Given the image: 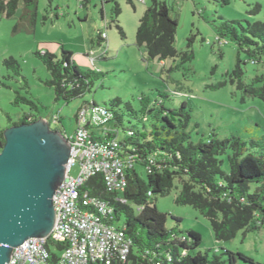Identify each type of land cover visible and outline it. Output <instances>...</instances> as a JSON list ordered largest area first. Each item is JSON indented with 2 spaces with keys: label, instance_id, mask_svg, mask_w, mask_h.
Masks as SVG:
<instances>
[{
  "label": "rangeland",
  "instance_id": "374dc122",
  "mask_svg": "<svg viewBox=\"0 0 264 264\" xmlns=\"http://www.w3.org/2000/svg\"><path fill=\"white\" fill-rule=\"evenodd\" d=\"M159 1L167 3L171 17L178 20L176 49L180 53H193V59L145 60L146 49L137 46L136 34L152 0H134L133 5L127 0H89L87 3L38 0L34 25L25 15L22 0L12 17L0 12V131L17 123L24 114L47 120L59 114L60 123L52 120L51 129L63 131L64 128L67 135H73L77 130L75 116L83 104L109 106L110 101L118 98L140 111V98L144 96L152 103H163L167 110H178L186 103L191 115L186 132L194 142L206 141L213 135L222 140L237 137L247 143L262 138L264 102L245 95L237 88V80L231 82L238 47L229 39L218 38V25L221 19L234 22L241 32L236 22L243 27L247 23H264V0ZM116 4L121 10L118 19L113 13ZM256 5H260L259 11L255 10ZM117 25L123 30L124 38ZM100 33L107 34V43L99 44ZM62 49L73 53L78 67L106 74L103 80L94 83L90 92L68 105L56 101L54 90L48 84L51 75L35 55L47 51L60 59ZM10 58L17 62L19 69L5 65V60ZM241 59L245 62L242 65L245 85L264 76L263 63L255 64L245 54H241ZM219 83L225 84L217 89ZM17 94L36 102L38 110L33 111L24 104L14 105ZM116 109L122 110L123 105ZM122 120L126 129L138 124L132 121L130 125L128 117ZM125 136L121 132V138ZM223 159V169L228 173V158ZM135 170L147 180L143 165L137 164ZM77 173L78 167L72 168L71 175ZM179 191V180H176L175 189L166 197H158L156 205L168 215V229L177 227L183 234L193 230L201 235L202 243L193 254L208 251L210 255L213 252L222 255L229 250L253 258L255 264H264V226L259 221H254L248 232L240 231L230 241L217 242L210 222L199 211L175 203ZM172 217L181 222L178 224ZM117 225L122 227L123 221Z\"/></svg>",
  "mask_w": 264,
  "mask_h": 264
},
{
  "label": "trees",
  "instance_id": "16d2710c",
  "mask_svg": "<svg viewBox=\"0 0 264 264\" xmlns=\"http://www.w3.org/2000/svg\"><path fill=\"white\" fill-rule=\"evenodd\" d=\"M19 1L11 0L7 5L0 3V12L12 17L18 9ZM22 1L25 15L34 25L38 0ZM88 1L83 0L85 3ZM127 1L133 5L134 0ZM260 9V5H256L255 10ZM113 13L118 19L121 10L117 4ZM234 24L221 19L218 25V38L229 39L238 47L237 64L230 75L231 82L237 80V88L245 95L264 102V76H258L251 85H245L242 81V65L245 62L241 59V54H245L253 63L264 64V23H247L243 27L236 22L241 32ZM117 27L124 38L123 30L119 25ZM177 28L178 20L171 17L167 3L152 0V5L140 20L136 34L137 46L146 49V61H166L179 57L183 61L193 59V53H180L176 49ZM102 34L98 37L99 44L107 43ZM35 55L51 75L48 84L54 90L56 101H64L66 105L90 92L94 83L106 76L101 71L78 67L73 60V53L64 49L60 59L47 51L36 52ZM5 65L19 69L12 58L5 60ZM224 84L219 83L216 88ZM140 103V111L135 110L130 103L123 104L118 98L110 101L109 106L85 103L75 116L78 129L82 111H90L93 106L106 110L111 114L107 125L113 132L107 134L106 130L89 123L86 128L90 131V139L104 145L117 137L118 156H133L134 164L127 169L128 187L122 194L127 200L126 204L115 201L116 194L106 192L101 176L92 178L84 189L90 196L107 201L116 208L115 222L123 221V226L119 228L132 242L128 261L114 264H255L253 258L229 250H225L222 255L215 252L210 255L208 251L193 254L202 243L201 235L193 230L183 234L177 227L168 229V215L158 210L156 202L158 197L168 196L175 189V181L179 180L180 191L175 203L199 211L210 222L217 242L230 241L240 231L248 232L256 220L264 226V136L251 139L249 143L237 137L222 140L217 135L206 141L194 142L186 132L191 119L186 103L178 110H167L163 103H152L144 96L140 98ZM13 104H24L33 111L38 110L36 102L20 94H17ZM120 105H123V109L117 110ZM124 117H128L130 125L132 121L138 124L126 129L123 126ZM40 119L30 113L24 114L7 129ZM60 119L59 114L52 118L57 124ZM44 120L49 123L52 121ZM5 130L0 131V152L5 145ZM56 131L67 136L64 128L63 131ZM121 132L126 134L124 138H121ZM224 156H227L229 162L228 173L223 169ZM137 164L146 168L147 180L137 174ZM172 219L178 224L181 222L179 218ZM60 248L57 246L58 251ZM52 256L55 262L58 253ZM222 256L225 260H222Z\"/></svg>",
  "mask_w": 264,
  "mask_h": 264
},
{
  "label": "built area",
  "instance_id": "2783aa9c",
  "mask_svg": "<svg viewBox=\"0 0 264 264\" xmlns=\"http://www.w3.org/2000/svg\"><path fill=\"white\" fill-rule=\"evenodd\" d=\"M11 0H0L7 5ZM102 38L107 39L103 33ZM111 114L93 106L82 111L75 134L65 139L71 146L67 173L56 190L53 204L55 225L47 237L30 238L13 249L8 264H114L126 262L132 252V242L115 222L116 208L109 202L90 196L84 189L92 178L101 176L106 192L117 195L115 201L126 204L122 194L127 190V169L132 168L133 156L120 158L117 137L104 145L90 139L89 123L106 130ZM78 167L77 175L71 170ZM60 246V250H57ZM58 251V252H56ZM53 253H58L53 262Z\"/></svg>",
  "mask_w": 264,
  "mask_h": 264
},
{
  "label": "water",
  "instance_id": "95a60500",
  "mask_svg": "<svg viewBox=\"0 0 264 264\" xmlns=\"http://www.w3.org/2000/svg\"><path fill=\"white\" fill-rule=\"evenodd\" d=\"M0 152V264L30 238L52 232L53 197L67 173L71 146L61 132L40 119L11 126Z\"/></svg>",
  "mask_w": 264,
  "mask_h": 264
},
{
  "label": "crops",
  "instance_id": "0c3cea01",
  "mask_svg": "<svg viewBox=\"0 0 264 264\" xmlns=\"http://www.w3.org/2000/svg\"><path fill=\"white\" fill-rule=\"evenodd\" d=\"M107 40H108V38H107Z\"/></svg>",
  "mask_w": 264,
  "mask_h": 264
}]
</instances>
